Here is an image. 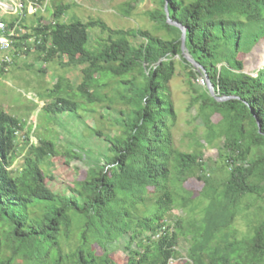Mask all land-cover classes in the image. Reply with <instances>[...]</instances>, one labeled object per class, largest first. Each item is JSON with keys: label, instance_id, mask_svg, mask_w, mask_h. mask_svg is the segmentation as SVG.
I'll list each match as a JSON object with an SVG mask.
<instances>
[{"label": "trees", "instance_id": "1", "mask_svg": "<svg viewBox=\"0 0 264 264\" xmlns=\"http://www.w3.org/2000/svg\"><path fill=\"white\" fill-rule=\"evenodd\" d=\"M137 2H124L121 14L129 17ZM155 3L146 15L166 31L163 36L141 28L112 29L99 19L67 21V3L57 4L49 20L24 18L31 33L18 38L16 48L21 50L29 37L40 43L31 49L25 42V56H15L11 69L31 54L67 67L84 65L76 86L89 103L102 99L95 90L102 78L131 75L133 80L119 93L130 107L117 121L119 132L104 137L108 154L93 160L86 150L70 149L71 157L92 162L85 178L65 192L53 191L42 170L57 153L53 140L28 143L22 168H12L25 122L0 108V264H118L110 256L115 246L126 253L125 264H170L181 259L182 238L189 243L182 264H264V0H167L168 17L186 28L184 47L180 29L167 23L165 0ZM94 27L108 36L89 49ZM134 38L141 41L135 45ZM176 56L189 67L190 104L198 105L205 142L220 138L216 161L225 172L220 183L211 178L202 152L174 146L177 111L169 81ZM200 74L217 96L236 98L217 101L207 86L198 92L193 79ZM63 82L59 78L48 90L50 98L61 95L43 105L47 113L78 109L69 97L76 95L65 93ZM190 177L202 182L192 208H200V217L186 223L172 211L184 208L194 193L183 186ZM252 198L263 205L249 232L234 238L228 231L242 201ZM75 229L80 230L78 245L65 253L61 238L69 240Z\"/></svg>", "mask_w": 264, "mask_h": 264}, {"label": "rangeland", "instance_id": "2", "mask_svg": "<svg viewBox=\"0 0 264 264\" xmlns=\"http://www.w3.org/2000/svg\"><path fill=\"white\" fill-rule=\"evenodd\" d=\"M126 1L128 0H47L46 9L36 17L44 16L49 20L57 4L67 3L71 4L63 15L67 21L74 18L82 21L99 19L112 29L141 28L160 36L166 34L164 29H156L146 15L147 10L157 7L155 0H138L136 8L129 17L123 16L120 12L122 4ZM89 31L91 34V40L87 44L89 49L90 46L93 48L99 46L107 39L108 34L103 33L100 27H94ZM140 41L139 38L132 39L135 45ZM185 54L186 52L184 56ZM174 60L176 72L169 81V93L177 111L176 121L171 126L174 146L185 152H202L209 159L207 171L211 173V178L216 183H220L225 177V172L216 161V147L220 144V138L213 139L211 143L205 142L206 128L196 114L198 105L190 104L194 93L186 76L189 67L181 61L179 56H176ZM83 67L84 65L63 66L58 59L44 62L37 60L35 55L31 54L25 59L21 58L18 65L5 74H0V108L25 122L24 130L18 133V150L12 168L14 170L22 168L29 144L38 143L40 139L53 140L57 153L42 165V170L46 176V184L55 192H65L67 187H73L78 181L83 180L92 158L94 160L108 154L104 137L119 132L120 127L117 121L124 116L123 112L127 113L130 108L120 98L119 93H124L123 87L127 85L126 81L133 80V76L102 78L95 89L102 99L89 103L80 98V92L76 86L81 82ZM39 68H44L45 72H40ZM198 76L193 79V86L201 92L205 86L198 83ZM59 78H63L64 81L63 91L76 95L69 96L79 104L76 111L50 114L42 109L45 103L60 97L61 94H55L50 98L47 94ZM136 79L140 81L141 78L136 75ZM67 85L72 88L69 89ZM62 94L61 97H64V93ZM97 131H100L102 135H97ZM71 148L86 150L92 158L87 157L88 159L83 161L78 157H71L68 154ZM183 186L194 193L191 194L184 208H175L172 214H181L187 223L190 219L198 220L200 217V208L194 210L192 208L197 204L196 192L201 188L202 182L190 177ZM241 204L240 213L228 231L234 234V238L239 239L249 232L252 223L256 220L255 213L263 202H254L252 198L244 199ZM76 225L79 226L75 223L74 227ZM79 234L80 230L75 229L69 240L61 238V247L65 253H70L76 248ZM188 246V241L182 238L178 247L181 259L172 261L170 264H182ZM96 249L101 254L102 251L98 246ZM110 256L118 264H125L127 261L126 253L118 246L113 248Z\"/></svg>", "mask_w": 264, "mask_h": 264}, {"label": "built area", "instance_id": "3", "mask_svg": "<svg viewBox=\"0 0 264 264\" xmlns=\"http://www.w3.org/2000/svg\"><path fill=\"white\" fill-rule=\"evenodd\" d=\"M46 9L45 2L40 4L31 0H0V71L4 73L11 69L15 56L24 57L27 45L33 48L35 42L40 43V39L29 37L21 50L16 48L18 38L31 33L30 28L23 26L24 18L28 15H38ZM35 25V24H34ZM36 26V25H35ZM198 83L207 86L209 81L205 74L198 76Z\"/></svg>", "mask_w": 264, "mask_h": 264}, {"label": "water", "instance_id": "4", "mask_svg": "<svg viewBox=\"0 0 264 264\" xmlns=\"http://www.w3.org/2000/svg\"><path fill=\"white\" fill-rule=\"evenodd\" d=\"M165 11H166V17H167V23L173 25V26H176L177 28L180 29L181 31V42H182V47H184V41H185V37H186V28L185 26H183L181 23H179L178 21L176 20H172L168 17V6H167V0H165ZM189 62H191L195 67H202L200 64H198L187 52L184 56ZM203 68V67H202ZM207 88H208V91L210 93L211 96H213L215 98V100L217 101H224V100H228V99H231V98H236L235 96H217L215 93H214V88H213V85L209 82L208 85H207ZM253 112V111H252ZM254 114V113H253ZM258 124V127L260 128V125L259 123Z\"/></svg>", "mask_w": 264, "mask_h": 264}]
</instances>
